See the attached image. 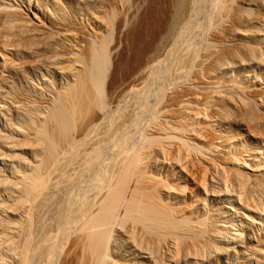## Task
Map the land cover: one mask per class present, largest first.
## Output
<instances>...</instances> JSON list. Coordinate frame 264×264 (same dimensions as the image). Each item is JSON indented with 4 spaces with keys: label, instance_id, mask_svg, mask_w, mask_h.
<instances>
[{
    "label": "bare ground",
    "instance_id": "6f19581e",
    "mask_svg": "<svg viewBox=\"0 0 264 264\" xmlns=\"http://www.w3.org/2000/svg\"><path fill=\"white\" fill-rule=\"evenodd\" d=\"M21 2L0 0V264H206L255 231L264 264V0Z\"/></svg>",
    "mask_w": 264,
    "mask_h": 264
},
{
    "label": "rangeland",
    "instance_id": "374dc122",
    "mask_svg": "<svg viewBox=\"0 0 264 264\" xmlns=\"http://www.w3.org/2000/svg\"><path fill=\"white\" fill-rule=\"evenodd\" d=\"M6 1L11 2V3H13L16 6L23 7V4H22L21 0L20 1L19 0H6ZM209 203H210V205L214 204V206L216 205V206L219 207V206H223L225 204V200H223L222 198H219V199L215 200L214 203H213V200H210ZM263 231H264V229L260 232V235L263 234ZM257 234H259V232L255 231L254 233H251V236H247V237H244V238L242 237L241 239H239V241L235 245L236 249H235V253L233 254L234 256H230V257L225 256V255L218 256V257H216V259L215 258H213V259L210 258V261H208V259H207L205 261V263L206 264H236L237 261L239 262L237 264L244 263L243 260L245 259V255H243V253H245V252L248 253L247 251L250 248H253V244L255 243L254 239L259 237V235H257ZM238 259H240L242 261V263ZM244 261L246 263V259ZM186 263L189 264L188 262H184L182 264H186Z\"/></svg>",
    "mask_w": 264,
    "mask_h": 264
}]
</instances>
